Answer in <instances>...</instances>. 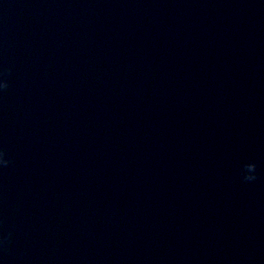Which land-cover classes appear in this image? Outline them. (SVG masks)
Listing matches in <instances>:
<instances>
[{
  "label": "water",
  "instance_id": "water-1",
  "mask_svg": "<svg viewBox=\"0 0 264 264\" xmlns=\"http://www.w3.org/2000/svg\"><path fill=\"white\" fill-rule=\"evenodd\" d=\"M0 78V264H264V0H0Z\"/></svg>",
  "mask_w": 264,
  "mask_h": 264
},
{
  "label": "clouds",
  "instance_id": "clouds-1",
  "mask_svg": "<svg viewBox=\"0 0 264 264\" xmlns=\"http://www.w3.org/2000/svg\"><path fill=\"white\" fill-rule=\"evenodd\" d=\"M7 81L3 78H0V90L5 89L7 87ZM10 163L8 159L5 158V153L2 149H0V167L6 166ZM255 177V167L249 165L242 172V179L245 181H252Z\"/></svg>",
  "mask_w": 264,
  "mask_h": 264
}]
</instances>
